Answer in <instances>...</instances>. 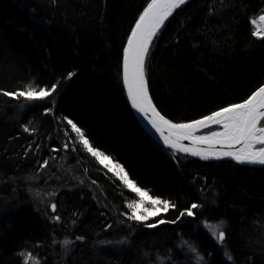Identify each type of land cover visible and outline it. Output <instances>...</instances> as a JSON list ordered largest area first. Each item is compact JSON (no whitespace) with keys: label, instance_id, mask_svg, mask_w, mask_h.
Segmentation results:
<instances>
[{"label":"trees","instance_id":"trees-1","mask_svg":"<svg viewBox=\"0 0 264 264\" xmlns=\"http://www.w3.org/2000/svg\"><path fill=\"white\" fill-rule=\"evenodd\" d=\"M149 1L0 0V89L57 85L43 100L0 93V264H25L27 253L28 264H264V167L168 152L134 114L123 48ZM262 10L264 0H188L171 15L146 60L166 117L199 119L264 84V40L251 22ZM65 117L140 187L176 203L147 223L202 207L156 228L128 219L137 196L83 149ZM207 222L222 224V243Z\"/></svg>","mask_w":264,"mask_h":264},{"label":"snow or ice","instance_id":"snow-or-ice-1","mask_svg":"<svg viewBox=\"0 0 264 264\" xmlns=\"http://www.w3.org/2000/svg\"><path fill=\"white\" fill-rule=\"evenodd\" d=\"M186 3L187 0H150L135 20L123 48L122 57L123 83L131 107L159 134L164 145L175 152L187 153L203 160L231 158L240 164L264 165V84L259 85L240 103L228 104L209 115L189 122L174 123L162 115L153 103L146 74V59L150 54L154 38L165 21L173 14L174 10ZM259 20L264 21V15H260ZM252 23L256 24V21L253 20ZM253 36L264 40V30L254 31ZM74 75L75 73H68L69 78ZM56 90V84L50 88H40L39 90L29 85L26 90L4 91L0 89V93L8 97H23L26 101H35L50 97ZM65 120L71 131L76 134L77 141L83 149L107 172L112 173L124 187L137 196V201L127 204L130 209L128 219L144 223L148 228H156L164 223L174 224L185 216H195L196 213L193 210L202 207L199 203H192L189 207L179 211L177 220L159 219L156 223H147L150 218L167 213L170 208L177 209L176 203L152 196L148 190L140 187L135 180L130 178L129 172L123 164L95 147L85 130L79 127L76 122L67 117ZM210 125H220L223 130L212 131L208 135L201 136L194 134L196 130L207 128ZM24 130L28 131L29 129L25 126ZM185 140L191 141L193 147L185 145L183 143ZM199 145H207V147H199ZM215 145L220 147L217 149ZM235 145H242V147L235 148ZM64 147L68 148L69 145L65 144ZM173 158L175 157L173 156ZM48 163V160L43 161L41 167H47ZM145 203H149L152 207H144ZM50 207L55 213L57 205L52 203ZM141 211L144 213L143 215L140 214ZM52 219L59 222L61 218L56 215ZM107 227H111V225ZM212 231L218 242L222 243L225 240V231L218 228H213ZM76 239L83 240L84 238L76 237ZM63 243L68 244V241L65 240ZM193 251L196 250L193 248ZM32 259V254L27 253L25 264H28V261ZM34 264H39V261L36 260Z\"/></svg>","mask_w":264,"mask_h":264},{"label":"water","instance_id":"water-1","mask_svg":"<svg viewBox=\"0 0 264 264\" xmlns=\"http://www.w3.org/2000/svg\"><path fill=\"white\" fill-rule=\"evenodd\" d=\"M188 1V0H187ZM150 2V1H149ZM177 10V9H176ZM176 10H174V12L176 11ZM143 11V10H142ZM173 12V13H174ZM171 17V16H170ZM169 17V18H170ZM168 18V19H169ZM167 19V20H168ZM166 20V21H167ZM166 21H165V23H166ZM164 23V24H165ZM163 27V26H162ZM161 30V29H160ZM155 39V38H154ZM126 45V44H125ZM147 60V59H146ZM122 70H123V68H122ZM125 86V85H124ZM125 90H126V88H125ZM150 92V91H149ZM150 95H151V93H150ZM152 97V96H151ZM153 99V98H152ZM153 103L155 104V102H154V100H153ZM156 105V104H155ZM157 107V106H156ZM133 109V108H132ZM157 109H158V111H160L159 110V108L157 107ZM133 111H134V114L136 115V117H137V119H138V121H139V123H140V125L143 127V129L154 139V140H156L165 150H167L168 152H170V151H173V152H175L173 149H170V148H168L166 145H164V143H163V141H162V139H160L159 138V134L158 133H156L155 132V130L154 129H152L151 128V126L147 123V121L144 119V118H142L137 112H136V110H134L133 109ZM161 112V111H160ZM161 114L162 115H164L162 112H161ZM165 116V115H164ZM166 117V116H165ZM166 118H168V117H166ZM168 119H170V118H168ZM171 120V119H170ZM173 121V120H172ZM174 123H180V122H175V121H173ZM216 126H220V125H210L209 127H207V128H202V129H198V130H196V132L194 133L196 136H201V134L200 133H202L203 131H205V130H208V129H211V128H213V127H216ZM167 134V133H166ZM183 143L185 144V145H188L189 147H193V145H192V142L191 141H188V140H185V141H183ZM199 147H207V145H199ZM215 147L218 149L220 146L219 145H215ZM240 147H242V145H235V148H240ZM226 150V149H225ZM176 154H182V155H185V156H189V157H193V158H197V159H199V160H202V161H218V160H215V159H213V160H203V159H201L200 157H197V156H192V155H190V154H187V153H181V152H175ZM220 160H228V161H233V162H235V163H237L236 161H234V160H232L231 158H224V159H220ZM237 164H240V163H237ZM240 165H244V166H251V167H264V165H260V164H240Z\"/></svg>","mask_w":264,"mask_h":264},{"label":"rangeland","instance_id":"rangeland-1","mask_svg":"<svg viewBox=\"0 0 264 264\" xmlns=\"http://www.w3.org/2000/svg\"><path fill=\"white\" fill-rule=\"evenodd\" d=\"M261 15H264V14H261ZM260 16V15H259ZM259 16H257V17H255V18H253L252 19V21L253 20H255L256 21V24H253L252 23V25H253V27H254V31H257L258 29H260V30H264V21H260L259 20ZM251 21V22H252ZM222 131L223 130V128H222V126H220V127H218L217 129L215 128V129H212V130H210V131H208V132H206V133H200L201 135H208L210 132H212V131ZM138 200V199H137ZM144 207H146V208H151L152 206L149 204V203H145L144 204ZM140 214H144L142 211H141V213ZM152 218H154V217H152ZM151 219V218H150ZM206 226L209 228V231L211 232V234H212V236L214 237V235H213V231H212V229L213 228H218V229H220V230H222V224L220 223V222H207L206 223ZM215 238V237H214Z\"/></svg>","mask_w":264,"mask_h":264}]
</instances>
